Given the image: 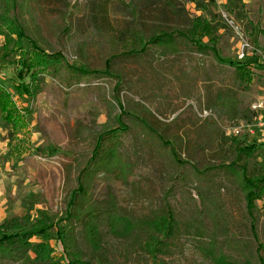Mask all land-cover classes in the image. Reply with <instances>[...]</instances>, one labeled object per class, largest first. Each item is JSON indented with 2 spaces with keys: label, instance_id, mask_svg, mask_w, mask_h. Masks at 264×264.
I'll return each instance as SVG.
<instances>
[{
  "label": "rangeland",
  "instance_id": "obj_1",
  "mask_svg": "<svg viewBox=\"0 0 264 264\" xmlns=\"http://www.w3.org/2000/svg\"><path fill=\"white\" fill-rule=\"evenodd\" d=\"M145 1L34 0L26 19L38 29L45 48L60 52L76 68L102 70L104 62L114 54L90 28V2L107 6V19L116 30L128 26L144 31L159 26L186 29L194 17L210 11L220 15L224 24H219L224 28L205 37L202 43L213 46L225 60L248 61L249 90L239 88L233 69L182 44L174 54L163 55L151 48L140 57L117 56L111 63V76L98 80L76 82L67 80L65 74L51 78L36 68V75L41 76L39 94L34 98H18L12 86L17 82L16 72L12 67L0 69L1 84L13 97L16 109L29 118L27 127L14 134L10 149L0 120V189L4 199L0 221L4 216L11 219L26 214L29 222L32 218L54 221L53 216L65 210L77 173L89 158L101 126L115 123L120 115L114 102L117 97L127 115L123 123L129 129L126 134L118 132L121 151L130 158L134 169L126 184L108 175L97 176L92 188L94 198L102 200L111 192L126 213L141 217L156 210L164 193L173 189L170 203L180 222L204 211L205 233H219L220 243L228 238L235 242L234 248L226 249L228 256L257 260L243 196L235 179L219 172L201 173L208 167L230 163L238 150L250 145L254 149L243 156L244 163L249 167L264 166L261 132L251 136L244 130L233 136L229 129L240 120L214 109L220 93H232L238 111L264 99V0H232V4L230 0H174L181 11L178 19L160 16L158 0L150 9L144 8ZM134 7L141 10L138 17L132 16ZM65 23L69 33H64ZM128 116L141 119L153 132L145 131L148 133L143 135L139 124L134 125ZM254 122L251 120V124ZM222 137L227 140L223 142ZM165 142L189 166L181 167L171 160ZM202 196L209 197L212 205L202 204ZM29 205L33 210L27 213L24 206ZM257 205L260 208L264 204ZM256 229L259 240L264 242L263 216H259ZM175 244L170 256L160 258L166 264H210L198 252L204 242L182 233ZM48 245L53 251L51 258L66 264L61 247L55 241ZM110 245L120 251L125 249L115 241ZM145 248L146 255L116 256L112 264H157L153 248Z\"/></svg>",
  "mask_w": 264,
  "mask_h": 264
},
{
  "label": "trees",
  "instance_id": "obj_2",
  "mask_svg": "<svg viewBox=\"0 0 264 264\" xmlns=\"http://www.w3.org/2000/svg\"><path fill=\"white\" fill-rule=\"evenodd\" d=\"M33 1L0 0V69L12 67L16 72L14 91L20 99L34 98L39 94L41 74L36 75V68L51 78H59L65 74L67 80L71 78L76 82L98 80L111 76V63L117 56L140 57L151 48L163 55L174 54L179 44L202 56L210 55L218 65L233 69L239 88L249 90L248 61L243 63L225 60L219 57L213 46H204L202 43L205 37L209 38L212 33L224 28V25H221L224 21L218 14L206 11L204 16L194 17L186 29L159 26L144 31L128 26L116 30L107 19V6L90 2L87 6L90 28L95 36L107 44L114 55L104 62L102 70H83L69 64L60 52H52L42 45L43 40L37 33L38 29L31 27L26 19ZM155 1L146 0L144 8L150 9ZM158 1L160 16L177 19L181 17V11L174 0ZM230 1L232 4V0ZM242 5L245 7L243 3ZM138 8H132L133 17L140 15L141 10ZM65 24L64 33H69V25ZM114 102L120 110V115L113 123L117 127L113 128L114 125L109 123L101 126L89 158L77 173L75 188L68 196L65 210L60 215H54V221L32 218V222H29L30 216L26 214L22 218L5 219L0 223V264H61L51 258L53 251L48 245L49 241H55L61 247L66 264H112L116 256L124 258L148 254L145 245L153 248L152 253L157 264H166L160 258L172 254L176 249L175 242L182 233L196 241L204 242L198 247V252L210 264H264V242L259 240L256 229L259 216L264 217V205L260 208L257 205V202L264 204V166L249 167L243 161V156L252 151L254 145L238 150L236 158L230 163L208 167L201 175H205V172H219L235 179L243 196L249 231L258 254L257 260L250 256H243L238 260L228 256L225 251L227 248H234L235 242L232 243L228 238L220 243V234L214 231L207 235L203 220L204 211H199L183 223L180 222L170 203L173 189L164 193L156 210L141 217L126 213L111 192H107L102 200L94 198L92 188L97 176L108 175L115 181L126 184L134 169L130 158L121 151L120 133L126 134L129 131L123 123V118L127 115L117 97H114ZM237 106L232 93H220L216 96L214 109L220 114L228 118L236 117L240 120L238 123L251 122L256 117L250 109L238 111ZM0 114L6 126H10L7 132L9 142L14 141V134L27 127L29 118L26 113L16 109L2 85ZM128 118H132L134 125L139 124L143 135L149 131L153 132L141 119L132 116ZM257 132L258 130H255L249 135L253 136ZM222 138L223 142L227 140V137ZM159 141L163 142L161 138ZM10 148L11 145H8V149ZM164 148L168 149L169 157L176 164L181 167L189 166L187 161L178 158L170 144L165 142ZM200 201L202 204L212 205L209 197L202 196ZM24 209L29 213L33 206H24ZM111 241L124 246L125 249L120 251L112 247Z\"/></svg>",
  "mask_w": 264,
  "mask_h": 264
},
{
  "label": "built area",
  "instance_id": "obj_3",
  "mask_svg": "<svg viewBox=\"0 0 264 264\" xmlns=\"http://www.w3.org/2000/svg\"><path fill=\"white\" fill-rule=\"evenodd\" d=\"M249 109L256 115L254 124H251L250 121L240 122L236 126L230 127L229 134L239 136L244 130L248 134H253L255 130H258L261 132V136H264V99H258L250 105ZM204 115L207 116L208 113L204 112Z\"/></svg>",
  "mask_w": 264,
  "mask_h": 264
},
{
  "label": "crops",
  "instance_id": "obj_4",
  "mask_svg": "<svg viewBox=\"0 0 264 264\" xmlns=\"http://www.w3.org/2000/svg\"><path fill=\"white\" fill-rule=\"evenodd\" d=\"M2 39L0 38V41H1ZM2 42V41H1ZM2 70V69H1ZM0 85H2L1 84V82H0ZM12 86H13V90H14V83L12 84ZM2 87H3V89L4 90H6L5 88H4V86L2 85ZM8 92V91H7ZM9 93V92H8ZM9 95H10V97H11V99H12V101H13V103H14V100H13V97L11 96V94L9 93ZM0 120H1V122H2V128L6 131V134H7V132H8V129H10L9 127L10 126H6V124H5V122L3 121V118H2V116H1V114H0ZM7 139V146L8 145H11V144H9L10 142H9V140H8V138H6ZM12 146V145H11ZM0 181H1V177H0ZM2 195V192H1V189H0V207L1 206H3L4 205V199H3V197L1 196ZM5 219H7L5 216L3 217V220H5ZM3 220H1L0 221V223L3 221Z\"/></svg>",
  "mask_w": 264,
  "mask_h": 264
}]
</instances>
